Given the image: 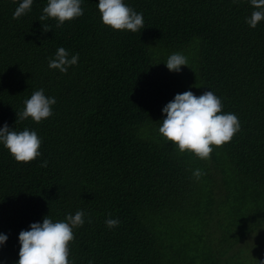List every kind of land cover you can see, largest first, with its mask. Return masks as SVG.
Instances as JSON below:
<instances>
[{
  "label": "trees",
  "instance_id": "trees-1",
  "mask_svg": "<svg viewBox=\"0 0 264 264\" xmlns=\"http://www.w3.org/2000/svg\"><path fill=\"white\" fill-rule=\"evenodd\" d=\"M19 2L0 0V127L36 130L43 155L18 162L0 145V261L15 264L31 223L82 209L75 264H264V21L247 24L250 0H125L143 13L136 32L103 24L98 0L60 26L40 21L47 0L13 18ZM60 47L79 53L66 74L48 67ZM41 88L54 114L18 120ZM208 88L241 130L205 162L158 129L177 93Z\"/></svg>",
  "mask_w": 264,
  "mask_h": 264
},
{
  "label": "clouds",
  "instance_id": "clouds-1",
  "mask_svg": "<svg viewBox=\"0 0 264 264\" xmlns=\"http://www.w3.org/2000/svg\"><path fill=\"white\" fill-rule=\"evenodd\" d=\"M35 0H20L13 13V18H21L32 10ZM239 0H233L238 3ZM84 0H47L40 21L53 18L58 26L84 15ZM254 11L246 17L247 24L255 28L264 21V0H250ZM103 24L114 30L136 32L144 26L142 12L136 11L125 0H98L97 4ZM49 31L51 28L43 24ZM79 62V53L72 54L64 47L58 48L54 58H49L48 67L67 73ZM173 72H181L182 66H189L187 57L181 52L170 54L164 62ZM196 95L191 89L177 93L162 109L165 114L160 121L159 133L181 152L190 151L200 159H209L213 146H222L230 142L241 130V122L233 112L223 111V101L212 89ZM57 103L54 96L45 94L43 88L35 90L25 99L24 108L18 114V120L31 117L39 123L54 114L53 106ZM43 138L34 129L16 130L5 123L0 127V145L7 148L18 162H31L43 155ZM47 166V161L42 162ZM193 175L199 178L200 169ZM86 213L77 210L68 213L64 220H53L46 215L42 222H33L28 229L19 233V259L15 264H75L70 259L69 244L75 239L74 229L85 224ZM90 217L88 220L90 222ZM109 229L118 227L119 218L105 220ZM6 233H0V248L8 241ZM0 264H4L0 261ZM92 264V262H90Z\"/></svg>",
  "mask_w": 264,
  "mask_h": 264
},
{
  "label": "rangeland",
  "instance_id": "rangeland-1",
  "mask_svg": "<svg viewBox=\"0 0 264 264\" xmlns=\"http://www.w3.org/2000/svg\"><path fill=\"white\" fill-rule=\"evenodd\" d=\"M203 160H204V159H203ZM206 160H207V159H205L204 161L206 162ZM186 210H187V209H186ZM188 212H190V211L188 210ZM193 220L196 221L195 218H194Z\"/></svg>",
  "mask_w": 264,
  "mask_h": 264
}]
</instances>
